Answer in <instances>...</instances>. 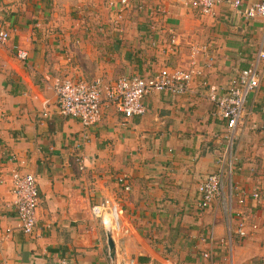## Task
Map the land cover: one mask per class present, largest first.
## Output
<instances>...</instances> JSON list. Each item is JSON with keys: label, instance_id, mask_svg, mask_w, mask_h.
<instances>
[{"label": "crops", "instance_id": "0c3cea01", "mask_svg": "<svg viewBox=\"0 0 264 264\" xmlns=\"http://www.w3.org/2000/svg\"><path fill=\"white\" fill-rule=\"evenodd\" d=\"M119 1L0 0V31L9 36L0 45V264H264V21L227 4L208 17L175 0H128L117 20ZM258 1L241 0L242 7ZM15 47L27 53L24 62ZM255 63L259 87L235 130L231 175L200 210L197 186L219 171L229 146L201 82L222 95ZM192 65L202 74L190 94H152L145 113L130 119L102 106L89 140L76 148L83 130L59 115L56 78L107 82ZM77 156L85 158L82 171ZM13 171L35 178L31 236L18 229ZM106 199L120 210L126 234L119 238L91 213ZM241 223L244 238L235 235Z\"/></svg>", "mask_w": 264, "mask_h": 264}, {"label": "built area", "instance_id": "2783aa9c", "mask_svg": "<svg viewBox=\"0 0 264 264\" xmlns=\"http://www.w3.org/2000/svg\"><path fill=\"white\" fill-rule=\"evenodd\" d=\"M182 7H190L198 10L202 15L212 17L214 10L227 4L246 20L259 18L264 21V0L242 7L241 0H175ZM111 5V4H110ZM128 0H120L116 11V19L121 20V14L128 6ZM138 10H142L139 6ZM9 39L6 31H0V45L7 43ZM15 49L17 60L24 62L27 53L22 49ZM258 59H264V52L259 53ZM201 70L194 65L188 70L176 68H163L148 78L138 76L121 75L112 81L104 82L101 79H93L90 82L61 80L56 78L52 83V91L55 96L59 115L77 121L83 130L81 141L76 148H80L89 140V132L100 120L102 106L112 107L125 119L142 116L145 113L143 101L152 94H168L170 96H183L192 92V82L200 77ZM201 86L206 90V99L212 104L214 113L223 122L229 146L224 155L217 159L220 166L218 172L208 175L197 186L198 208L205 210L222 194L223 174L231 175L233 158L231 145L236 140L235 130L243 125L248 117L245 104L250 94L256 92L259 87V75L257 63L241 70L232 80L228 89L222 95H218L216 89L202 81ZM263 122L258 129L264 133V105L259 109ZM76 159V158H75ZM11 157L9 161H13ZM80 171L84 169L85 158L77 156L75 160ZM118 183L128 191L125 176L118 178ZM11 187L14 198L13 206L18 221V229L24 236H31L36 227V209L38 205V191L34 176L20 174L18 171L11 173ZM257 193L252 194V199L258 200ZM243 203V200H240ZM93 217L102 224L106 234L114 238L126 234L120 227V210L115 202L103 200L91 207ZM10 230H5L2 242L10 235ZM235 235L244 238L246 232L244 225H238ZM207 258V255H202ZM126 264H134L128 260Z\"/></svg>", "mask_w": 264, "mask_h": 264}, {"label": "water", "instance_id": "95a60500", "mask_svg": "<svg viewBox=\"0 0 264 264\" xmlns=\"http://www.w3.org/2000/svg\"><path fill=\"white\" fill-rule=\"evenodd\" d=\"M107 244H108L109 249H112V242L110 239L107 240Z\"/></svg>", "mask_w": 264, "mask_h": 264}, {"label": "rangeland", "instance_id": "374dc122", "mask_svg": "<svg viewBox=\"0 0 264 264\" xmlns=\"http://www.w3.org/2000/svg\"><path fill=\"white\" fill-rule=\"evenodd\" d=\"M230 176H228V178H229Z\"/></svg>", "mask_w": 264, "mask_h": 264}]
</instances>
